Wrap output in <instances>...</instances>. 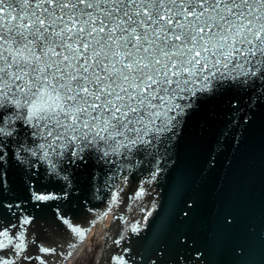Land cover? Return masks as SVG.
I'll return each instance as SVG.
<instances>
[{"label":"snow or ice","instance_id":"obj_1","mask_svg":"<svg viewBox=\"0 0 264 264\" xmlns=\"http://www.w3.org/2000/svg\"><path fill=\"white\" fill-rule=\"evenodd\" d=\"M203 113L223 114L217 149L264 132V0H0V264H66L88 197L134 173L147 195ZM48 217L56 242L38 228ZM130 232L112 264H208L187 231Z\"/></svg>","mask_w":264,"mask_h":264},{"label":"water","instance_id":"obj_2","mask_svg":"<svg viewBox=\"0 0 264 264\" xmlns=\"http://www.w3.org/2000/svg\"><path fill=\"white\" fill-rule=\"evenodd\" d=\"M222 118V113L215 116L203 113L193 120L175 165L150 185H144L148 188L144 197L137 198L135 195L141 184L138 174L130 175L127 181H118L117 187L122 193H125L123 182L136 189L129 195L131 201H127L122 214L131 218L133 207L146 213L147 222L139 220V223L142 224L141 235L147 240H151L165 225L173 233L189 232L205 251L208 264H264V132L257 121L248 131L238 130L240 143L232 138H221L222 148L217 149L216 130ZM212 120L215 124L210 127ZM213 155L216 156V165L208 174V179H204L202 170L207 169ZM117 187L102 193L99 199L89 196L81 221L85 222L83 220L91 211L100 209ZM185 200L197 202L193 220L188 225L180 222ZM148 211H152L151 217H147ZM227 213L236 217L231 228L221 223ZM47 223L53 226L46 227L48 238L59 239L61 233L50 217ZM40 224H46L45 219L42 218L38 226ZM94 231H97V241L92 240V245L98 243L90 264H95L101 246L102 232L98 225ZM136 239L129 230L121 245L112 242L106 249L107 261L102 259V264H112L114 256L123 254V242L131 243Z\"/></svg>","mask_w":264,"mask_h":264},{"label":"bare ground","instance_id":"obj_3","mask_svg":"<svg viewBox=\"0 0 264 264\" xmlns=\"http://www.w3.org/2000/svg\"><path fill=\"white\" fill-rule=\"evenodd\" d=\"M95 229H97V225H94L93 228L90 231L87 232V234H86L87 241H86L85 247L91 246L92 245V240L93 241H97V231H94ZM84 251H85L84 248L80 249L79 253L76 256L73 257V259H72L73 261L71 260L69 262V264H74L73 262L75 260H79L80 258H81V261H80L79 264H84V256L87 254L86 253L85 255H82ZM81 255L83 257L79 258V256H81ZM89 260H90V257H87L86 264H90Z\"/></svg>","mask_w":264,"mask_h":264},{"label":"rangeland","instance_id":"obj_4","mask_svg":"<svg viewBox=\"0 0 264 264\" xmlns=\"http://www.w3.org/2000/svg\"><path fill=\"white\" fill-rule=\"evenodd\" d=\"M92 246V245H91ZM90 256V260H91V254H92V251H91V249H89V250H87L86 251ZM86 254V253H85ZM80 261H81V259L80 260H78L77 262H75L74 264H79L80 263ZM86 262H87V256H85V258H84V264H86Z\"/></svg>","mask_w":264,"mask_h":264}]
</instances>
